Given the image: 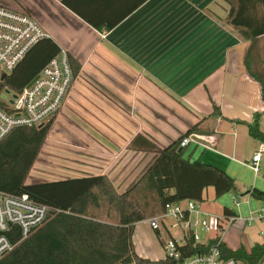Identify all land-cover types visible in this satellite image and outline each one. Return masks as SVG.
I'll return each mask as SVG.
<instances>
[{"label":"crops","instance_id":"obj_1","mask_svg":"<svg viewBox=\"0 0 264 264\" xmlns=\"http://www.w3.org/2000/svg\"><path fill=\"white\" fill-rule=\"evenodd\" d=\"M230 1L0 3L35 18L80 65L56 120L71 119L78 129L71 130V139L91 141L99 152L87 154L85 166L72 168L67 177L107 175L123 192L153 156L132 148L138 134L166 146L206 116L201 126L210 129L206 135L212 142L187 146L184 157L235 178L236 192L222 207L205 198L203 208L235 216L221 241L249 251L264 240V218L249 219L264 201L246 194L252 188L264 190V157L261 171L250 166L263 142L251 137L248 127L259 114L264 132V75L248 69L252 62L254 69L264 70V0ZM231 10L240 31L228 22ZM216 107L221 115H211ZM205 233L206 239L198 233L202 243L214 237Z\"/></svg>","mask_w":264,"mask_h":264},{"label":"trees","instance_id":"obj_2","mask_svg":"<svg viewBox=\"0 0 264 264\" xmlns=\"http://www.w3.org/2000/svg\"><path fill=\"white\" fill-rule=\"evenodd\" d=\"M228 22L240 31V21L232 10ZM58 54L59 47L51 38L41 39L12 74L0 82V88L21 90ZM69 59L76 78L80 65L70 56ZM248 69L254 75H264V70L254 69L252 62ZM262 81L264 85V79ZM262 96L264 99V88ZM211 115H221L219 108ZM205 118L166 146L138 134L132 140V148L153 153V156L140 176L123 192L118 191L107 175L28 182L53 122L42 127L13 129L0 142V190L27 193L58 211H52L47 221L24 240L20 241L18 234L14 236L12 240L18 244L0 258V264H176L177 261L168 256L157 260L139 256L132 237L137 222L162 214L168 205L187 200L204 202L209 187L214 188L216 198L236 190L235 178L225 170L185 158L186 147L179 151L181 141L190 133H210V129L201 126ZM248 127L250 136L264 143L259 114ZM246 194L264 201V190L252 188ZM105 204L115 211V218L98 217L95 211ZM215 244L216 238L199 243L189 235L187 243L179 249L182 257H186L207 253ZM219 248L223 258L245 264H260L264 257V240L249 251L243 246L232 249L223 242Z\"/></svg>","mask_w":264,"mask_h":264},{"label":"built area","instance_id":"obj_3","mask_svg":"<svg viewBox=\"0 0 264 264\" xmlns=\"http://www.w3.org/2000/svg\"><path fill=\"white\" fill-rule=\"evenodd\" d=\"M44 38H49V34L35 18L0 3V82L11 75L29 51ZM3 74L6 76L4 79ZM74 79L69 53L65 48L59 47V54L21 90L16 91L7 86L0 88V142L17 127H42L55 122ZM205 142H212L211 137L201 132H192L183 138L181 147L191 144L206 147L208 145ZM263 157L264 143L253 154L250 163L255 173L261 171ZM55 210L27 193L12 194L0 190V258L13 251L18 244L13 242L14 236L18 234L20 241L24 240L34 229L43 225ZM169 215L174 216L177 221L172 227H179L182 231L180 236L164 240L166 256L177 261L176 264L238 263L234 259L223 258L219 248L223 232L236 219L235 216L215 214L205 210L203 202L187 200L186 207L182 203L168 205L165 212L151 217L149 222L154 229L160 231L162 218ZM262 218L264 208L249 217L250 220ZM198 226L210 235L214 233L212 238L217 239V244L207 253L182 257L179 248L187 243L189 235H192L194 241L202 243L196 231Z\"/></svg>","mask_w":264,"mask_h":264},{"label":"rangeland","instance_id":"obj_4","mask_svg":"<svg viewBox=\"0 0 264 264\" xmlns=\"http://www.w3.org/2000/svg\"><path fill=\"white\" fill-rule=\"evenodd\" d=\"M75 121L77 123V118ZM58 122L59 120H55V122H53L51 125V129L48 133L42 153L30 172L28 182L57 180L70 176L72 175L70 173L72 168H80L81 165L85 166V162H87L86 160L88 159L87 154H90L93 152V150L96 152V154H98L99 150H95L93 147L91 148L92 145H89L92 144L91 141H77L71 139V130L78 131L77 128L71 125V119H65L61 124H58ZM74 125L78 126L79 124ZM128 160H130V158H128ZM145 161L141 166L143 170L141 172L138 171V176H136L135 180L146 168L147 165L145 164ZM127 167L129 168L130 165ZM77 175H83V173H79ZM235 192L236 191H233L231 194ZM231 194L229 192L220 196L219 198H216L214 188L209 187L205 191V198L209 201L208 203H210L211 206L219 208L230 199ZM149 204L151 205V201ZM182 205L183 207H186L187 201H183ZM95 212L102 220L116 217L115 211L109 210L106 204ZM159 214L160 213L157 215ZM161 221L162 227L160 231L154 229L151 226L149 219L139 221L135 224L132 242L138 255L150 259L163 258L166 256L164 240L166 238L180 236L182 232L181 229L179 227H172V225L177 222L174 216H165ZM196 231L202 236L203 239L207 238L206 233L201 226H198Z\"/></svg>","mask_w":264,"mask_h":264},{"label":"water","instance_id":"obj_5","mask_svg":"<svg viewBox=\"0 0 264 264\" xmlns=\"http://www.w3.org/2000/svg\"><path fill=\"white\" fill-rule=\"evenodd\" d=\"M6 76L5 74L2 75V79H4ZM179 151H182V147L179 149Z\"/></svg>","mask_w":264,"mask_h":264}]
</instances>
